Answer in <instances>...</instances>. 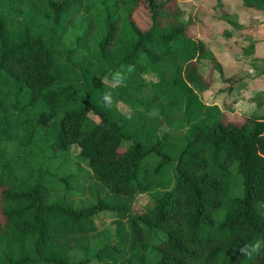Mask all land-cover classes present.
Segmentation results:
<instances>
[{
	"label": "trees",
	"instance_id": "16d2710c",
	"mask_svg": "<svg viewBox=\"0 0 264 264\" xmlns=\"http://www.w3.org/2000/svg\"><path fill=\"white\" fill-rule=\"evenodd\" d=\"M182 15L177 0H0V264H264L238 251L264 240V114L224 122L201 102L206 46ZM152 107L184 130L159 135Z\"/></svg>",
	"mask_w": 264,
	"mask_h": 264
},
{
	"label": "rangeland",
	"instance_id": "374dc122",
	"mask_svg": "<svg viewBox=\"0 0 264 264\" xmlns=\"http://www.w3.org/2000/svg\"><path fill=\"white\" fill-rule=\"evenodd\" d=\"M177 2L183 8V20L189 24L188 34L202 39L206 46L200 70L205 77L209 73L212 78L208 87L196 90L197 97L204 104L215 106L224 122L240 123L243 115L264 114V10L247 14L242 11V0ZM133 19L141 28L148 25V15L143 8L133 12ZM155 79L152 73L143 75L144 81ZM127 107L133 110L137 106L123 102L117 108L125 113ZM146 113L151 119V127L154 126L159 135L165 132L179 134L185 128L184 122H172L173 126L166 123L158 107L149 108ZM77 151L74 146L70 150L68 172L78 171L74 158ZM79 166L80 172L86 174L85 164L79 162ZM146 199L145 195H139L133 210L140 211ZM93 218L100 231L113 230L112 214L99 212Z\"/></svg>",
	"mask_w": 264,
	"mask_h": 264
},
{
	"label": "clouds",
	"instance_id": "9594fccd",
	"mask_svg": "<svg viewBox=\"0 0 264 264\" xmlns=\"http://www.w3.org/2000/svg\"><path fill=\"white\" fill-rule=\"evenodd\" d=\"M134 70L133 65H129L126 70H117L111 74L110 80H105L104 82L108 83L109 87L114 89L122 86L128 78V74H130ZM102 102L106 109H112L114 106L119 107L123 104V101H118L113 97L111 91H105L102 94ZM125 118H132V109L131 107H127L125 113ZM264 249V240H255L254 242H250L245 244L243 247L239 248V253L242 256L248 257L251 259L254 255H259Z\"/></svg>",
	"mask_w": 264,
	"mask_h": 264
}]
</instances>
